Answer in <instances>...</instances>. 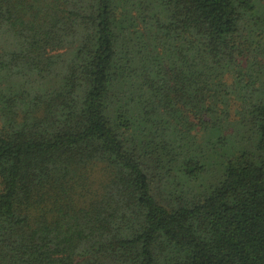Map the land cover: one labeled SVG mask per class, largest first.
Instances as JSON below:
<instances>
[{
  "label": "trees",
  "instance_id": "1",
  "mask_svg": "<svg viewBox=\"0 0 264 264\" xmlns=\"http://www.w3.org/2000/svg\"><path fill=\"white\" fill-rule=\"evenodd\" d=\"M0 264H264V0H0Z\"/></svg>",
  "mask_w": 264,
  "mask_h": 264
}]
</instances>
